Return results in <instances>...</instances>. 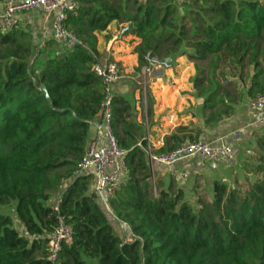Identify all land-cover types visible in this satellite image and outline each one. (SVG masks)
Masks as SVG:
<instances>
[{"label":"trees","instance_id":"obj_1","mask_svg":"<svg viewBox=\"0 0 264 264\" xmlns=\"http://www.w3.org/2000/svg\"><path fill=\"white\" fill-rule=\"evenodd\" d=\"M75 1L65 28L80 46L50 52L58 44L34 48L28 30L0 33V264H52L48 244L59 220L71 227L72 241L55 264H264V126L252 132L250 156L231 165L239 166L233 186L214 178L204 195L195 184L194 203L157 166L152 181L149 161V154L202 141L203 129H216L242 102L264 95V0ZM115 36L127 39L136 73L148 56L191 62L203 121L202 128L178 125L153 146L152 102L144 124L133 98L112 96L111 129L126 151V173L108 202L129 240L99 205L92 176L76 175L104 98L93 68ZM55 195L57 206L46 205Z\"/></svg>","mask_w":264,"mask_h":264},{"label":"built area","instance_id":"obj_2","mask_svg":"<svg viewBox=\"0 0 264 264\" xmlns=\"http://www.w3.org/2000/svg\"><path fill=\"white\" fill-rule=\"evenodd\" d=\"M174 4L181 6L188 0H173ZM77 9L75 0H2L0 8V33L20 29L21 18L31 11L41 12L50 20L51 37L56 43L66 49L82 45L75 34L66 30L65 19L67 13ZM127 31L124 28L121 33ZM147 66L142 70V75L149 72L150 68L159 67L168 69L170 65L162 63L153 57H146ZM95 74L101 78L104 86V98L100 104V121L95 124L96 135L89 139L84 156L78 164L76 175H91L92 188L97 201L108 218H114L109 207V198L120 189L126 173V151L116 144L111 129V98L112 85L120 80V75L115 64H102L97 62L93 68ZM142 93L145 95V82L142 83ZM248 108L257 112V123L264 125V95L257 96L247 103ZM237 133H234L233 138ZM150 150V148H148ZM233 155V147L225 139L219 138L197 143H186L175 150L161 155L149 154L151 176L153 180V167L161 166L175 179L177 184H184L187 173L177 169L180 163L198 160L199 163L210 169L217 170L227 164ZM115 219V218H114ZM72 241V229L69 225L59 220L49 239V260L55 264L63 244Z\"/></svg>","mask_w":264,"mask_h":264},{"label":"rangeland","instance_id":"obj_3","mask_svg":"<svg viewBox=\"0 0 264 264\" xmlns=\"http://www.w3.org/2000/svg\"><path fill=\"white\" fill-rule=\"evenodd\" d=\"M30 31L31 30H29V32ZM125 41H127L126 38L120 39V37L117 36L113 37L105 47V49L109 47V43L111 42L110 54H108L107 57L108 61L101 63L115 64L121 77L120 80H130L132 83L130 85L132 92L129 93L128 98H133L135 108L136 110H139V121L144 124H147L148 122L147 115L149 102H152L151 119L155 126L151 127L149 130V142L156 143L162 135L170 133L176 126L184 124V122L186 123L190 121L193 123L195 120L198 121L201 118V100L196 99L192 93L191 80L194 76L193 64L185 57H182L178 58L177 61L171 64L168 69H162L159 67H155L154 69L150 68L149 72H145V74L142 75L144 67L141 72L136 73L134 71L136 66L132 65L128 70V65H124L121 61H117L115 58L118 54H122V52L117 53V46H120L124 51H127L128 45L125 44ZM131 45L134 46L133 44ZM33 47L42 49L44 46L37 44L36 41H34ZM50 48L55 49L56 46L54 45ZM109 60L111 62H109ZM118 63H120V66L117 65ZM143 82H145V95L142 93ZM241 104H243V102ZM240 157L241 155H238L233 151L232 158L229 162L232 161V164L237 163V165L240 166V162L245 158ZM239 166L237 168H232L230 164L229 167L221 166L215 172L207 171L203 172V174L198 172H187L184 170V172L187 173V180L182 188L185 192L186 199L191 203H194L196 197L193 195L192 188L195 184L198 185L196 189L197 192L209 195L210 183L214 178L226 183L227 186H233L234 175L235 172L238 171ZM59 197V195L53 196L46 205L56 207ZM2 212L12 217L14 228L22 234L23 228L17 222L11 208H3ZM109 221L115 228V231L127 240L126 228L117 225L114 218H109ZM91 264L95 263L91 262Z\"/></svg>","mask_w":264,"mask_h":264},{"label":"crops","instance_id":"obj_4","mask_svg":"<svg viewBox=\"0 0 264 264\" xmlns=\"http://www.w3.org/2000/svg\"><path fill=\"white\" fill-rule=\"evenodd\" d=\"M1 7H2V0H0V8ZM20 27L21 29H25L28 31L31 30L30 33L32 34L37 44L44 46L46 42L52 40L50 20H47L41 12L31 11L24 14V16L21 18ZM110 43H109V47H107L105 50L104 56L101 60L102 63L107 61L108 54H110V45H111ZM117 49H118L117 53L122 52V54L120 55L118 54V56L115 57L117 61H121L124 65H128L127 67L128 70L131 68L132 65L137 66V60L134 55H131L129 52L124 51L123 48L120 46H117ZM62 50L63 47L58 44L55 49L50 48L49 51L50 52L57 51V53H59ZM131 84L132 83L130 82L129 79L117 81L115 84L112 85L113 95L116 94L128 98L129 93L132 92V88L130 86ZM100 118L101 117L99 116L94 122L91 123V128L89 131V139L93 138L96 135L95 124L100 121ZM189 122L190 121L186 123L184 122V124H180V125H188ZM193 123L197 124L201 128L203 127V121L201 118L198 121L195 120ZM262 126L264 125H259L257 123V112L255 110H251L250 108H248L247 103L243 102V104L237 107L235 115L232 118L225 120L216 129L214 130L203 129V136L201 139L202 141H210L219 138L225 139L228 143L232 145L234 149L233 151L235 153L241 155V157L247 158L248 155H250L251 153V149L254 147L251 137L252 132L258 128H261ZM234 133H237V135L236 137L233 138L232 135ZM164 135H162L157 140L156 143H152V145L160 146L162 144V137ZM230 164L232 165V161L222 166L229 167ZM233 165H235V163H233ZM177 169L181 171L185 170L187 172L188 171L199 172L202 174L203 172H207L210 170L207 167L202 166L198 160L188 161L184 163L182 162L177 166ZM158 171L159 174L166 181L167 178L165 175L167 173V170L165 168L157 166L156 172ZM126 231H127V235H126L127 240H129L130 232L127 228Z\"/></svg>","mask_w":264,"mask_h":264},{"label":"water","instance_id":"obj_5","mask_svg":"<svg viewBox=\"0 0 264 264\" xmlns=\"http://www.w3.org/2000/svg\"><path fill=\"white\" fill-rule=\"evenodd\" d=\"M172 62H173V61H172L171 58H167V59L162 60V63L167 64V65H171ZM41 90H42V92L44 93L45 98L48 100V96H47V93H46L45 88L42 87Z\"/></svg>","mask_w":264,"mask_h":264}]
</instances>
